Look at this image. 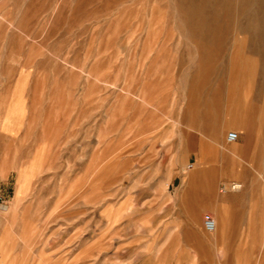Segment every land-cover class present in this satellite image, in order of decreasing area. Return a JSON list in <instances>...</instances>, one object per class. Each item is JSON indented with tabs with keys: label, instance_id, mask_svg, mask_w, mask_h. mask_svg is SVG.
I'll return each instance as SVG.
<instances>
[{
	"label": "rangeland",
	"instance_id": "374dc122",
	"mask_svg": "<svg viewBox=\"0 0 264 264\" xmlns=\"http://www.w3.org/2000/svg\"><path fill=\"white\" fill-rule=\"evenodd\" d=\"M0 197V264H264V0H0Z\"/></svg>",
	"mask_w": 264,
	"mask_h": 264
},
{
	"label": "crops",
	"instance_id": "0c3cea01",
	"mask_svg": "<svg viewBox=\"0 0 264 264\" xmlns=\"http://www.w3.org/2000/svg\"><path fill=\"white\" fill-rule=\"evenodd\" d=\"M238 140H239V135L236 141L227 142L226 140V142L228 144H236ZM205 146L213 149L215 152L219 150V149L217 150L218 146H214L211 144L208 145L207 143H202L200 147L203 148ZM222 158L224 157L222 156ZM204 159H207V158L203 157V155H198L196 157L195 163L202 165V164H205L206 162L207 163L215 162V159L213 156L209 158L211 160L206 161ZM201 169H202V172H204L203 177L205 180L208 177L205 176L206 173L204 171L203 166H201ZM199 173H200L199 169H196V168L190 173V176H189L190 183L189 184L191 185L192 188L194 185H196V179L198 178ZM233 173L234 172H232L230 175H223L220 172L217 178L215 176V177H211L210 179L212 181L217 180V179L218 181L226 180L228 178H233L234 176L232 175ZM240 180H242L243 182L242 185H244L242 188V185L239 183L242 188L240 191H237V192L227 191V192H222V193L217 192L216 194L212 193L213 196L211 195V197L209 196V193H207V191H204L202 188L198 189L197 191L193 193L192 192L183 193L182 192L183 190H182L180 192L181 194L179 195L181 212L185 210V207L187 208L190 207L189 209H194L195 215L197 219L199 220L200 216L202 215H203L202 218L204 217L205 219L209 217L207 213L211 211L214 215L213 217L216 216L219 221V225H218V221L217 219H215L217 221V227L219 226V231L215 230L214 232H212L216 239H218V237L219 238L224 237V239H227L230 234L234 233L233 229H238V228L250 229L253 226H256V225H253L252 211L250 207L253 204V199L251 198V192L253 190L252 185L251 183L247 182L246 178H240ZM223 185L225 186V183H223ZM207 188L210 189L209 187ZM212 191H214V189ZM30 192L25 196V198L30 194ZM14 193H15V188H14L13 195ZM8 208L9 207L7 206L6 209L8 210ZM223 229H224V232L221 233Z\"/></svg>",
	"mask_w": 264,
	"mask_h": 264
},
{
	"label": "built area",
	"instance_id": "2783aa9c",
	"mask_svg": "<svg viewBox=\"0 0 264 264\" xmlns=\"http://www.w3.org/2000/svg\"><path fill=\"white\" fill-rule=\"evenodd\" d=\"M238 139V134L236 132H229L226 136V140L227 142H234ZM226 189H224L223 191H225ZM232 191H236V189H234V187H231ZM6 206V201L4 200L3 197H0V212L3 211V209ZM204 229L207 232H213L215 229V222L211 217H207L204 220Z\"/></svg>",
	"mask_w": 264,
	"mask_h": 264
},
{
	"label": "bare ground",
	"instance_id": "6f19581e",
	"mask_svg": "<svg viewBox=\"0 0 264 264\" xmlns=\"http://www.w3.org/2000/svg\"><path fill=\"white\" fill-rule=\"evenodd\" d=\"M231 187H234V189H236V191H239V190L241 189V185H240L239 183H237V182H232V183L229 185V187H228V190H229V191H232V190H231ZM236 191H235V192H236ZM222 192H224V191H222ZM15 202H16V201H15ZM6 208H7V203H6L5 208H4L3 211H1V212H4V210H5V211H8ZM1 212H0V213H1ZM9 212H10V211H9ZM213 220H214V219H213ZM214 222H215V229H214V231H215V230H217V221L214 220ZM214 231H213V232H214Z\"/></svg>",
	"mask_w": 264,
	"mask_h": 264
}]
</instances>
